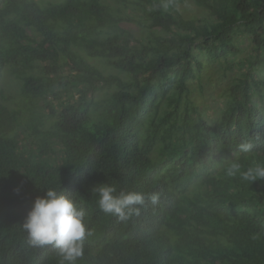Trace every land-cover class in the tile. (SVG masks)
Here are the masks:
<instances>
[{
	"label": "trees",
	"instance_id": "obj_1",
	"mask_svg": "<svg viewBox=\"0 0 264 264\" xmlns=\"http://www.w3.org/2000/svg\"><path fill=\"white\" fill-rule=\"evenodd\" d=\"M191 1L201 15L187 0H0V264H61L22 228L49 188L86 213L76 264H264V180L225 171L264 164V0ZM237 56L209 115L190 85ZM101 183L159 201L120 221Z\"/></svg>",
	"mask_w": 264,
	"mask_h": 264
},
{
	"label": "clouds",
	"instance_id": "obj_2",
	"mask_svg": "<svg viewBox=\"0 0 264 264\" xmlns=\"http://www.w3.org/2000/svg\"><path fill=\"white\" fill-rule=\"evenodd\" d=\"M259 139V136H257ZM254 145L251 140L239 144L241 153H249ZM241 164L233 160L225 171L227 176L237 175L244 181L254 183L264 180V164L257 163L241 170ZM19 191V189H17ZM92 192L99 197V208L109 215L127 222L139 216L147 202L155 205L159 193L131 192L117 189L115 184L101 183L93 186ZM86 213L76 203L55 188H49L44 195L37 196L22 223L28 235V243L33 247L52 246L63 258L61 264H76L84 254V241L92 235L85 220Z\"/></svg>",
	"mask_w": 264,
	"mask_h": 264
},
{
	"label": "rangeland",
	"instance_id": "obj_3",
	"mask_svg": "<svg viewBox=\"0 0 264 264\" xmlns=\"http://www.w3.org/2000/svg\"><path fill=\"white\" fill-rule=\"evenodd\" d=\"M46 3L47 1H59V0H38ZM180 8H182L188 14L199 13L201 12L197 9L194 3L191 0H187V2L180 4ZM203 15V14H202ZM242 39L239 40V45L243 48V52L241 53L240 57H246L251 47L250 40L247 37H241ZM250 53V52H249ZM240 57L237 56L230 62L227 63H217L215 65H210L208 67V71L204 76V80L202 82L203 88H201L200 82L197 80L192 81L191 88L194 92L195 100L204 106L205 109H211L215 106V109H211L209 111V115H211L219 105L220 101V94L224 91L225 88L230 85L234 77L238 75L240 72V64L239 60ZM100 65V64H99ZM108 72H116V70L108 68ZM212 81V82H210ZM4 87L6 89V97L10 101L8 102L9 107L14 106L13 102L19 98V83L14 80L10 75H6L4 81ZM13 98V99H12ZM212 105V106H211Z\"/></svg>",
	"mask_w": 264,
	"mask_h": 264
}]
</instances>
